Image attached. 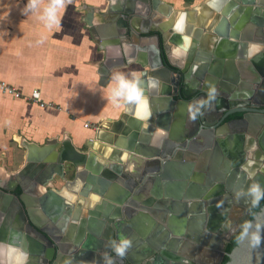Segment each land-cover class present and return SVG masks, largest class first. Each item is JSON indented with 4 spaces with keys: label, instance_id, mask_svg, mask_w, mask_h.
Segmentation results:
<instances>
[{
    "label": "water",
    "instance_id": "1",
    "mask_svg": "<svg viewBox=\"0 0 264 264\" xmlns=\"http://www.w3.org/2000/svg\"><path fill=\"white\" fill-rule=\"evenodd\" d=\"M208 3L209 14L222 16L215 38L203 35L211 31L205 21L188 24L187 12L177 11L179 16L169 19L172 10L162 0H110L102 13L109 32L99 39L96 31H101L88 20L102 47L114 45L121 49L123 63L137 60L141 65L134 81L139 92H128L120 121L97 124L96 140H89L87 150L77 149L70 139L50 140L44 146L24 141L23 168L0 175V219L5 217L11 228L10 249L12 243L22 241V247L34 255L28 264H104L106 252L115 264H138L140 257L153 253L178 264L185 260L203 264L183 258L184 245L189 243L186 237L206 253L221 245L223 258L228 242L223 222L236 204L242 206L237 208L241 214L248 212L245 224L251 222L252 227L247 232L245 224L240 227L243 234L227 254L226 264H264V205L252 217L257 203L246 193L253 182L264 185V178L254 177L258 156L264 151V65L251 67L254 79L248 84L240 82L235 68L225 69L227 61H255L256 54L258 59L264 57V0ZM111 65L109 59L102 64L103 81ZM213 87L216 91L210 98ZM140 102L143 112L138 115ZM234 112L243 117L222 125ZM96 145L103 147L97 150ZM227 145L231 159L225 154ZM258 146L263 151L254 157L252 150ZM195 159L204 166L201 182L192 179ZM66 193L75 196L74 201L82 197L76 212L65 202ZM91 195L97 197L93 207L82 209V204H90L83 198ZM216 196L225 201L216 202ZM53 205L62 206L64 212L68 209L61 221L60 213L51 215ZM188 216L195 224L187 235ZM23 226L28 228L26 233ZM204 231L212 235L198 234L193 239ZM132 232L141 239L126 255L118 256L111 240L133 236ZM255 232L261 236L258 243ZM168 239L169 247L181 239L185 243L173 254L164 249ZM2 242L1 254L7 248V242ZM0 264H5L2 257Z\"/></svg>",
    "mask_w": 264,
    "mask_h": 264
},
{
    "label": "crops",
    "instance_id": "2",
    "mask_svg": "<svg viewBox=\"0 0 264 264\" xmlns=\"http://www.w3.org/2000/svg\"><path fill=\"white\" fill-rule=\"evenodd\" d=\"M208 1L162 0L172 10L169 19L175 14L176 19L179 16L177 11L187 12L188 24L193 26L200 20L205 21V28L211 31L203 35L209 34V37L215 38V29L220 25L222 16L219 17L216 12L209 14ZM33 2L37 7L23 12L28 0H0V81L25 96L38 89L42 101L47 104L42 108L39 104L15 98L0 88V175L5 176L18 172L25 165L24 141L44 146L50 140L60 142L70 139L79 150L90 148L88 142L91 138L96 140V134L94 130L84 127L86 123L106 124L124 117V100L128 92L123 96L113 94L116 74L121 73L135 81L142 71L137 60L126 65L120 48L109 44L104 48L93 36L94 27L88 20L102 33L96 31V39L109 32L102 13H106L110 0ZM49 7H54L51 17L47 16ZM249 25L247 23L245 28ZM107 59L112 65L107 79L103 81L100 70ZM246 61H227L225 69L235 68L241 81L248 84L254 79L250 71V67L254 66ZM152 143L157 142L153 140ZM96 148L101 149L100 145H96ZM97 156L98 160L103 159L101 154ZM263 162L260 159L255 176L259 174L264 178ZM134 163L141 164L140 161ZM92 196L88 199L91 207ZM81 199L76 200L75 207ZM189 220L190 217H186V233L195 224H190ZM147 226L144 223V227ZM174 242L173 248L168 246L167 251L176 254L184 242H180L181 245ZM213 252L209 248L208 261L215 256ZM190 253L186 249L183 258L197 261L202 259L205 251L198 248L194 249L192 255ZM168 262L178 264L170 259ZM183 263L189 264L187 260Z\"/></svg>",
    "mask_w": 264,
    "mask_h": 264
},
{
    "label": "flooded vegetation",
    "instance_id": "3",
    "mask_svg": "<svg viewBox=\"0 0 264 264\" xmlns=\"http://www.w3.org/2000/svg\"><path fill=\"white\" fill-rule=\"evenodd\" d=\"M162 55H163V52H162ZM253 58H255L256 60V62L255 61H252V59H248V61L251 63V65H254V67H262L263 65H264V57L263 58H259L258 59V54H256ZM164 59H165V56H164ZM246 61V60H245ZM247 62V61H246ZM255 65H257V66H255ZM250 69H251V67H250ZM257 71V73H258V70H256ZM240 82H242L241 80H240ZM197 97H200V95H197L195 98H197ZM201 100V99H200ZM243 117V114H240V113H238V112H234V113H232V114H230V116H228L223 122H222V125H226V124H228V123H231L232 121H235V120H238V119H241ZM218 120H219V122L222 120V118H218ZM229 133H231L230 131H229ZM230 147V146H229ZM228 147V145H227V151L225 152V154L226 155H228V158L229 159H231V157H230V155H231V150H230V148ZM257 151H263L259 146H258V148L256 149V150H252V152H254L255 154H254V157L256 156V155H258L257 154ZM251 152V153H252ZM230 154V155H229ZM232 156V155H231ZM253 157V156H252ZM260 157V158H259ZM260 159L261 160H264V151L262 152V154H261V156H258V160L260 161ZM98 160V159H97ZM98 161H101V160H98ZM264 163V162H263ZM197 166V165H196ZM201 168H203V166H201ZM258 168V167H257ZM195 170H196V168H195ZM255 173V172H254ZM254 177H262V176H260L259 174L257 175L256 174V176H255V174H254ZM69 178H71V177H69ZM252 177L250 176V179H251ZM197 179V178H196ZM253 179V178H252ZM197 180H199V179H197ZM200 181V180H199ZM198 181V182H199ZM190 182V181H189ZM201 182V181H200ZM19 192V189L17 188V192L16 193H18ZM44 192V191H43ZM20 193V192H19ZM262 200V199H261ZM260 200V201H261ZM87 201V200H86ZM259 201V202H260ZM65 202L66 203H68L69 205H71L72 207H74L73 208V212H76V208L77 207H79V205H77V207H75V204H76V201H74V199L73 200H70V199H68V198H66L65 199ZM245 202H246V204L248 205V204H251V202H249L247 199H245ZM258 202V203H259ZM257 203V204H258ZM257 204H255L254 206H253V208H252V210H251V214L253 215V211H254V209H255V207L257 206ZM82 205H84V204H82ZM90 205V204H89ZM87 203H85V207L84 206H82L83 208L82 209H85V208H88V206H89ZM89 208H91V206H89ZM237 208H242V206L241 205H239V204H236V209H234L233 207H232V210L230 211V212H228V218L226 219V221L225 222H223V225H224V235H226V237H227V239H228V242H227V246H228V244L231 242V240H232V238L238 233V232H240V231H242L241 230V226L242 225H244L245 224V222H246V218H247V216H246V214L248 213H246L245 215L244 214H241V211H240V209H238L237 210ZM68 209L66 208L65 209V212L63 211V207L62 206H58V205H53L52 207H51V209H50V211H51V215H53V216H55L56 215V213L58 212V214H59V216H58V221H61L62 220V217L66 214V211H67ZM137 215V214H136ZM230 215H236V216H234L233 218L232 217H230ZM190 216V215H189ZM56 217V216H55ZM253 217V216H252ZM52 220V219H51ZM227 224V225H226ZM139 227V226H138ZM23 231L26 233L27 232V230H28V228L26 229V227H24L23 226ZM10 226H8V224H6V222H5V217H2L1 219H0V248H1V245H2V240H5V243L7 242V247H10L9 245H10V237L8 236V234L10 233ZM5 231H7V234H6V236H4V233H5ZM133 233V232H132ZM134 235L133 236H130L131 237V240H132V244H135L136 243V241L137 240H140L141 238L139 237V235H138V232H134L133 233ZM29 235V234H28ZM9 237V238H8ZM221 237L222 236H220V239H221ZM13 241H18V239H12ZM171 239H168L167 240V242L166 243H168V246H169V243L171 242L170 241ZM18 243H19V245H15V243H12L11 245H12V248H15L16 246L18 247V249H16L15 251L17 252V253H19L20 254V256L22 257V258H24L23 260H26L25 261V263H21L20 262V264H28V262H29V259H31L32 261H34L35 260V257H34V255L33 256H31V253H30V251H29V248L27 247V248H24V247H22V245H21V243H22V241H18ZM214 243H215V245L216 246H218V242L216 241V240H214ZM182 244V243H181ZM180 244V245H181ZM215 246V247H216ZM166 248H164L165 250H168L167 249V246H165ZM170 247H172L173 248V246H170ZM140 248V247H139ZM217 248V247H216ZM221 245H219V249H214V248H212L213 249V254H215V256L210 260V261H208L207 260V258L209 257V254H208V252L206 253H203L204 255H203V257H202V259L200 260V261H203V264H223V261H224V258H225V256H226V254L224 255V257L222 258V253H221ZM209 250V249H208ZM176 253H177V251H176ZM4 254H5V252H4ZM89 255V254H88ZM2 256V254H1V252H0V257ZM26 256V257H25ZM204 258V259H203ZM222 259V260H221ZM9 260V258H8V256H7V261ZM96 260H97V258H96ZM139 260H140V262L138 263V264H169V262H168V258H166V259H163L161 256H160V253H153V254H150L147 258H142L141 259V257L139 258ZM37 261H39V260H36V262Z\"/></svg>",
    "mask_w": 264,
    "mask_h": 264
},
{
    "label": "clouds",
    "instance_id": "4",
    "mask_svg": "<svg viewBox=\"0 0 264 264\" xmlns=\"http://www.w3.org/2000/svg\"><path fill=\"white\" fill-rule=\"evenodd\" d=\"M37 7V5L33 2V0H28L25 8L22 9L23 12H27L28 9H33ZM54 12V7H49L47 16L51 17ZM117 83L113 87V94L115 96H123L125 93L136 90L137 94L139 89L134 81L127 79L123 74L117 73L115 76ZM215 88L213 87L210 90L209 96L210 98H214ZM131 98V97H129ZM204 101H201L203 103ZM248 196L251 197V201L253 204L258 203L260 199H264V185H261L259 182H253L250 184L246 190ZM243 192H238L237 195H242ZM252 227L251 222H247L244 226V232H247L249 228ZM257 227H261L257 225ZM257 243L259 242L261 236L259 232L253 233ZM132 245V240L130 237L126 235H121L118 239L114 238L111 240L110 247L116 252V254L120 257L126 255L128 249ZM104 264H115V258L108 254L107 252L104 253Z\"/></svg>",
    "mask_w": 264,
    "mask_h": 264
},
{
    "label": "bare ground",
    "instance_id": "5",
    "mask_svg": "<svg viewBox=\"0 0 264 264\" xmlns=\"http://www.w3.org/2000/svg\"><path fill=\"white\" fill-rule=\"evenodd\" d=\"M200 14V13H199ZM193 17V16H192ZM175 18H173V20H174ZM227 83L229 84V85H231V82L230 81H227ZM139 112H138V115H141L140 113L141 112H143V104H142V102H140V105H139ZM145 110V109H144ZM229 131V130H228ZM110 152H111V150L109 149L108 151H107V153H106V155H108V154H110ZM200 159V158H199ZM198 159H195L194 160V169L192 170V179H199L200 181L202 180V175H201V173H202V169L204 170V166H203V168H201V165L199 164V160L197 161ZM197 165V166H196ZM195 168H196V170H195ZM2 175V174H1ZM198 180V181H199ZM199 181V182H200ZM67 194V198L68 199H70V200H73L74 198H75V196H73L72 194H68V193H66ZM93 198H92V201H93V199L94 200H97V197H95V196H92ZM215 199V201L216 202H218L219 200H224L225 201V199L223 198V197H220V196H216V197H214ZM85 199H89V197H86ZM198 230V229H197ZM187 233H190V232H187ZM186 233V234H187ZM198 234L200 235V236H202L203 235V237H206V238H208L209 237V234H211V233H207V232H201V233H196V235L194 234L193 235V239L195 240L196 239V237L198 236ZM188 235V234H187ZM212 235V234H211ZM189 237L190 236H187L186 237V239H185V242H189L188 243V245H184V247H185V250L187 249V250H189V251H191V255L193 254V252H194V249H198L200 246L199 245H197L196 243H194V241H191V240H189L188 241V239H189ZM183 240L181 239L180 240V242H182ZM211 241V240H210ZM167 242V241H166ZM184 242V243H185ZM181 244V243H180ZM212 244H214L213 243V241H212ZM165 246H167L168 247V243H166V245ZM206 250H208V249H206ZM5 254L4 253H2V258H3V260L5 261V264H20V262H22V260L24 259V258H22L21 256H20V254L19 253H17L16 251H15V248L14 249H10V247H7L6 249H5ZM7 256H8V258H9V260L7 261Z\"/></svg>",
    "mask_w": 264,
    "mask_h": 264
},
{
    "label": "built area",
    "instance_id": "6",
    "mask_svg": "<svg viewBox=\"0 0 264 264\" xmlns=\"http://www.w3.org/2000/svg\"><path fill=\"white\" fill-rule=\"evenodd\" d=\"M0 88L3 92L12 95L15 98L25 99L30 103L39 104L40 107L42 108H45L47 106V104L42 101L41 92L38 89H34L29 96H25L22 92H20L16 88L9 86L8 84L1 81H0ZM84 127L88 129H92L94 130V132L98 129V126L96 124H91V123H86ZM90 140H94V138H91Z\"/></svg>",
    "mask_w": 264,
    "mask_h": 264
},
{
    "label": "trees",
    "instance_id": "7",
    "mask_svg": "<svg viewBox=\"0 0 264 264\" xmlns=\"http://www.w3.org/2000/svg\"><path fill=\"white\" fill-rule=\"evenodd\" d=\"M264 205V199H262L257 206L255 207L254 211H253V215L254 216L260 209L261 207ZM243 234V231L238 232L231 240V242L228 244L227 248H226V253L229 254L232 252V250L238 245V242L241 238ZM226 254L223 264H226L229 261V257Z\"/></svg>",
    "mask_w": 264,
    "mask_h": 264
},
{
    "label": "rangeland",
    "instance_id": "8",
    "mask_svg": "<svg viewBox=\"0 0 264 264\" xmlns=\"http://www.w3.org/2000/svg\"><path fill=\"white\" fill-rule=\"evenodd\" d=\"M17 166V165H16ZM14 169V168H13ZM57 186H61L60 184H57Z\"/></svg>",
    "mask_w": 264,
    "mask_h": 264
}]
</instances>
